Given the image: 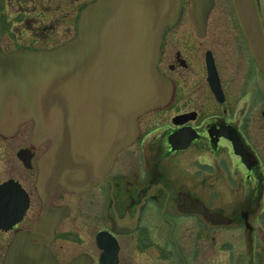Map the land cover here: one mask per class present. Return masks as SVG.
Instances as JSON below:
<instances>
[{"label": "flooded vegetation", "instance_id": "1", "mask_svg": "<svg viewBox=\"0 0 264 264\" xmlns=\"http://www.w3.org/2000/svg\"><path fill=\"white\" fill-rule=\"evenodd\" d=\"M93 1L0 0V52L68 44ZM181 2L158 63L169 101L138 119L135 143L101 182L50 204L67 213L48 246L59 264H264V74L234 11L214 20L215 0L198 29ZM254 4L264 41V0ZM33 128L0 136V222L20 219L0 229V264L43 213L36 185L49 143L33 141Z\"/></svg>", "mask_w": 264, "mask_h": 264}, {"label": "water", "instance_id": "2", "mask_svg": "<svg viewBox=\"0 0 264 264\" xmlns=\"http://www.w3.org/2000/svg\"><path fill=\"white\" fill-rule=\"evenodd\" d=\"M214 2L188 0L198 29H205ZM231 2L264 74L254 0ZM181 9V0H94L80 13L77 36L68 44L52 51L0 52V135L13 137L33 122V141L50 142L36 185L42 217L33 231L15 237L5 264H59L47 246L67 213L50 203L101 182L136 141L138 119L169 101L171 87L158 63L164 31L178 21ZM193 206V213L212 224L222 221ZM68 264L86 262L80 257Z\"/></svg>", "mask_w": 264, "mask_h": 264}, {"label": "rangeland", "instance_id": "3", "mask_svg": "<svg viewBox=\"0 0 264 264\" xmlns=\"http://www.w3.org/2000/svg\"><path fill=\"white\" fill-rule=\"evenodd\" d=\"M231 7L232 6H231L230 0H216V12L213 15V19L218 20L220 22L232 19L231 17H232V11L233 10H231ZM258 7H259V9L261 8L260 5ZM63 239H64V237H62L60 240H63ZM65 241H59V243L56 244L54 247L58 248L60 245L67 244Z\"/></svg>", "mask_w": 264, "mask_h": 264}]
</instances>
